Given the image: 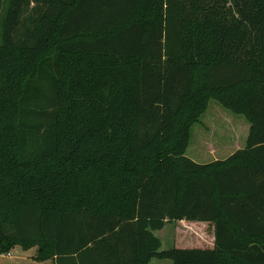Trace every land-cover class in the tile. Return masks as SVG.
Segmentation results:
<instances>
[{
	"label": "trees",
	"instance_id": "16d2710c",
	"mask_svg": "<svg viewBox=\"0 0 264 264\" xmlns=\"http://www.w3.org/2000/svg\"><path fill=\"white\" fill-rule=\"evenodd\" d=\"M3 11L0 255L264 264V0H0ZM211 100L249 134L200 163L186 152ZM168 223L193 247L162 249Z\"/></svg>",
	"mask_w": 264,
	"mask_h": 264
},
{
	"label": "rangeland",
	"instance_id": "374dc122",
	"mask_svg": "<svg viewBox=\"0 0 264 264\" xmlns=\"http://www.w3.org/2000/svg\"><path fill=\"white\" fill-rule=\"evenodd\" d=\"M5 11L0 15V24ZM250 124L243 115H237L223 107L216 100H211L206 112L203 114L201 123L192 128L191 138L187 149V156L200 163H208L216 159H224L239 148L246 145ZM198 233L195 235H200ZM205 230V228H204ZM175 224L168 223L164 229L156 231V235L162 241V249L173 246L193 247L190 241L183 242L184 236H176ZM181 233H187L182 231ZM187 234V238L197 241V236ZM203 240H207L205 231L201 232ZM11 257L0 258V264H52V260L37 262L28 259L32 253L36 255V248L24 250L17 247L12 251ZM25 256V257H24ZM154 264H173L171 259L154 260Z\"/></svg>",
	"mask_w": 264,
	"mask_h": 264
},
{
	"label": "crops",
	"instance_id": "0c3cea01",
	"mask_svg": "<svg viewBox=\"0 0 264 264\" xmlns=\"http://www.w3.org/2000/svg\"><path fill=\"white\" fill-rule=\"evenodd\" d=\"M155 234H156V231H155ZM17 248V247H16ZM10 254H13L12 252L11 253H9V254H3V255H0V258L1 259H3V258H7V257H11L12 255H10ZM25 257V256H24ZM28 259H32V260H34V261H37V260H35V255L32 253V255L31 256H28ZM156 259V258H155ZM155 259H153L152 261H151V263L150 264H154V260ZM158 260H161V259H158ZM37 262H40V261H37ZM41 262H43V261H41ZM52 264H53V261H52Z\"/></svg>",
	"mask_w": 264,
	"mask_h": 264
}]
</instances>
